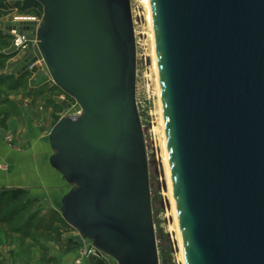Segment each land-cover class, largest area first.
<instances>
[{
	"label": "water",
	"instance_id": "obj_1",
	"mask_svg": "<svg viewBox=\"0 0 264 264\" xmlns=\"http://www.w3.org/2000/svg\"><path fill=\"white\" fill-rule=\"evenodd\" d=\"M37 1L30 60L82 108L49 137L62 217L117 264H161L131 1ZM151 5L186 264H264V0Z\"/></svg>",
	"mask_w": 264,
	"mask_h": 264
},
{
	"label": "rangeland",
	"instance_id": "obj_2",
	"mask_svg": "<svg viewBox=\"0 0 264 264\" xmlns=\"http://www.w3.org/2000/svg\"><path fill=\"white\" fill-rule=\"evenodd\" d=\"M130 1L136 41V104L148 154L160 262L184 264L172 208L167 164L163 155V128L160 123L153 45L150 38L152 32L149 29L145 0ZM17 14L21 15L15 11L0 18L1 126L7 128L8 123L16 118L23 125L25 135L40 130L50 137L58 121L79 116L82 108L57 87L42 67H39L41 63H37L38 68L32 71L26 70L27 64L31 62V48L17 50L13 44L14 37L7 31L9 20ZM33 14L35 15H23ZM43 15L44 10L42 17ZM23 98L30 100L28 108L26 106L24 110L28 109L32 120L27 118L16 103V100ZM57 99L68 102L70 106L64 108ZM17 102L22 104V101ZM3 117L7 118L5 124H2ZM11 142L12 139L9 138L8 143ZM2 167L0 172L6 170V166ZM66 188L71 189L70 186ZM11 194L9 192L0 197V264H60L61 259L69 255L66 248L75 244H78V249L73 251L76 254L75 264L78 260H84V264V254L89 252L92 245L63 219L60 201L40 206L34 198L28 196L13 202ZM5 219L11 221L7 224L4 223ZM101 260L103 264H117L105 255Z\"/></svg>",
	"mask_w": 264,
	"mask_h": 264
},
{
	"label": "crops",
	"instance_id": "obj_3",
	"mask_svg": "<svg viewBox=\"0 0 264 264\" xmlns=\"http://www.w3.org/2000/svg\"><path fill=\"white\" fill-rule=\"evenodd\" d=\"M17 101H22V104ZM29 101L23 98L16 103L32 120L28 109L24 110L26 106L28 108ZM19 123L15 118L7 128H3L0 119V163L6 166V170L0 172V197L14 190H23L40 206L59 202L69 185L51 166L53 150L48 135L40 130L25 135L23 125ZM9 138L13 145L8 143ZM75 260L76 254L72 252L64 256L60 264H75ZM94 262L99 263L95 258H89L84 264H97Z\"/></svg>",
	"mask_w": 264,
	"mask_h": 264
},
{
	"label": "built area",
	"instance_id": "obj_4",
	"mask_svg": "<svg viewBox=\"0 0 264 264\" xmlns=\"http://www.w3.org/2000/svg\"><path fill=\"white\" fill-rule=\"evenodd\" d=\"M43 17H39L37 15H15L9 20V25L7 27V31L11 34L13 38V44L17 50H27L31 48V54L34 52V48L38 46V30L42 24ZM37 63H41L40 61L33 62L31 61L26 66V70L32 71L38 68ZM41 65V64H40ZM39 65V67H40ZM3 164H0V168ZM5 166V165H4ZM94 252L96 257L99 259H104V255H102L95 248H90L89 252H85L84 256L86 260L90 258L89 253ZM84 261V260H83ZM83 261H77V264H82Z\"/></svg>",
	"mask_w": 264,
	"mask_h": 264
},
{
	"label": "bare ground",
	"instance_id": "obj_5",
	"mask_svg": "<svg viewBox=\"0 0 264 264\" xmlns=\"http://www.w3.org/2000/svg\"><path fill=\"white\" fill-rule=\"evenodd\" d=\"M146 8H147V19L149 22V29L151 28V34L150 38L152 40V45H153V51H152V56H153V63H154V69H155V75H156V83H157V92H158V98H159V113H160V123L162 126V136H163V147H164V159H166V167H167V174L169 176V189L171 192V200H172V208H173V213L175 216V222L177 225V233H178V238L180 241V248H181V256L183 259L184 264H186V259H185V251L183 247V241H182V236L180 233V228H179V222H178V216H177V209H176V204H175V199H174V192H173V185H172V178H171V172H170V164H169V155H168V147H167V138H166V132H165V124H164V116H163V107H162V100H161V91H160V81H159V71H158V63H157V54H156V45H155V35H154V25H153V15H152V5H151V0H145ZM151 45V46H152ZM82 114V113H81ZM80 114V115H81ZM90 258L96 257V254L94 252L89 253Z\"/></svg>",
	"mask_w": 264,
	"mask_h": 264
},
{
	"label": "trees",
	"instance_id": "obj_6",
	"mask_svg": "<svg viewBox=\"0 0 264 264\" xmlns=\"http://www.w3.org/2000/svg\"><path fill=\"white\" fill-rule=\"evenodd\" d=\"M18 11L21 14L35 13L37 16L42 17L43 6L37 0H0V18L6 17ZM6 117L2 118V124H5ZM59 122V121H58ZM57 122V123H58ZM12 192L13 202H18L21 198L29 197V194L23 190H14ZM9 193V192H8ZM11 220L5 219L4 223L7 224ZM78 249V244L66 248L67 253H71Z\"/></svg>",
	"mask_w": 264,
	"mask_h": 264
},
{
	"label": "flooded vegetation",
	"instance_id": "obj_7",
	"mask_svg": "<svg viewBox=\"0 0 264 264\" xmlns=\"http://www.w3.org/2000/svg\"><path fill=\"white\" fill-rule=\"evenodd\" d=\"M100 264H103L102 261L100 262Z\"/></svg>",
	"mask_w": 264,
	"mask_h": 264
}]
</instances>
